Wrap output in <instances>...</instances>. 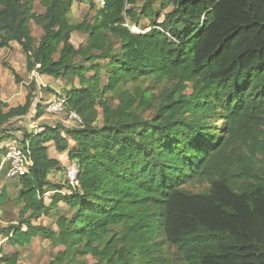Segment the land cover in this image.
<instances>
[{
  "label": "trees",
  "instance_id": "trees-1",
  "mask_svg": "<svg viewBox=\"0 0 264 264\" xmlns=\"http://www.w3.org/2000/svg\"><path fill=\"white\" fill-rule=\"evenodd\" d=\"M36 1L0 0V49L15 43L27 74L67 81L66 112L82 123L23 133L32 166L17 180L18 221L0 237L62 247L49 264H171L165 246L181 264H264V0H104L79 24L69 21L76 0H38L41 13ZM156 5L167 11L161 23ZM142 21L149 26L131 31ZM73 33L87 40L75 47ZM145 81L163 86L157 96L119 91ZM34 93L32 81L22 105L0 100L3 157L14 140L6 127L28 116ZM43 114L40 104L34 121ZM50 147L75 166L78 187L50 181L65 175ZM8 202L3 188L0 213ZM52 212L56 231L33 224Z\"/></svg>",
  "mask_w": 264,
  "mask_h": 264
},
{
  "label": "rangeland",
  "instance_id": "rangeland-1",
  "mask_svg": "<svg viewBox=\"0 0 264 264\" xmlns=\"http://www.w3.org/2000/svg\"><path fill=\"white\" fill-rule=\"evenodd\" d=\"M95 7L90 6L88 3L76 0L73 4V7L71 9V12L69 14V21L73 24H79L82 21H91L95 14ZM155 9L157 10V14L160 16V19L158 23H161V20L167 11H161L159 10L158 5L155 6ZM41 10V7L38 5L36 7L35 12L39 13ZM140 28H135L134 26L131 27V31L133 32H141V29H145L149 26L148 21H142ZM148 30H146L147 32ZM87 40V36L80 34V33H73L71 36V43L73 46L78 47L81 44H84L85 41ZM8 51L4 50L3 52L0 49V76L2 79H4L2 82L3 87L6 86L7 82L11 85L13 82V79L11 78V75L8 73L6 75L4 69L5 65H9L14 68L15 72L17 73L18 76L22 79V83L17 85V95L15 97L16 104H23L24 102V96L27 93L28 86L30 82L34 81L30 79V74L26 73L25 67H24V56L22 55L19 50L15 49L13 51V57L8 56L7 57ZM11 59L7 60V58ZM77 62V60H76ZM12 63V64H10ZM6 70V69H5ZM10 76V77H9ZM91 76V74H89ZM48 81L54 82L55 80L51 79L50 77H44ZM105 78V77H103ZM6 79V80H5ZM105 83V80H102V84ZM68 82L67 81H62L59 80L58 83H56V88L53 90L51 87L46 85V83H43V85H39L35 83V93H34V99H33V105L31 107V110L29 111V116L25 117L23 119H18V120H13L12 123L6 127L9 133L12 134L14 140L7 142L8 144L10 142H15L19 147L21 146V141L24 138L23 133L24 132H32L34 129L30 128L29 126L32 125H44V124H51V125H57L61 124L64 126V123H66V126H71V123L65 122V116L61 118H57L52 115H46L45 113L43 114V120L34 122V116L36 112V104H41L43 108V104L47 102L52 95L55 93H64L65 90L68 89L67 87ZM76 84V82L74 83ZM156 85L152 84L151 81H145L143 83H129L124 87L120 88V92L122 91H127L129 93H132L133 90L138 87L140 90H143L145 88L151 89L149 92L152 93L154 96H157L159 91L162 89L163 86H157L155 89H153ZM14 96V95H13ZM107 98L109 99V102L111 103L112 106H116L118 104V94H108ZM152 111H148L143 114L144 118H149L151 117ZM26 122V124L24 123ZM63 122V123H61ZM218 123H221L220 120H218ZM76 128V127H75ZM7 146V145H6ZM2 149L5 150L6 152V147L4 145L1 147ZM59 162L60 164H65L63 166V169L66 171V168L69 167V163L66 159V156H60L59 157ZM50 181L54 183H65L66 181V176L64 175V171L61 172V174L52 176L50 177ZM17 180L15 181H9L5 178V174L0 175V190L5 188L8 197H9V202L3 207L4 211L0 213V226L2 227H7L9 225H15L16 222L18 221V210L19 206H15L13 204V201L16 198L17 192H18V187H17ZM186 189L192 192H198L201 190V187H199L196 184L188 185L185 186ZM50 197L51 194L47 193L44 196L46 204H49L50 202ZM60 210H64L65 207L64 205L60 204L59 205ZM57 219V214L52 212L51 215L49 216H43L39 220H37L35 223H33L35 226H41L44 228H49L52 229L53 231H56V226L55 222ZM108 238V237H107ZM64 249L62 247H53L51 243L42 238V237H36L32 240V242L25 246L24 248H17V247H11L6 239H3L0 237V255H7L9 257L16 255L17 257V263L16 264H49L53 259L54 255H56L58 252H62ZM165 258L171 262V264H181L178 263L177 261V256L175 254L174 248H168L165 246ZM77 264H96V260H94L91 256H85L83 258L78 257L76 259ZM76 264V263H74Z\"/></svg>",
  "mask_w": 264,
  "mask_h": 264
},
{
  "label": "built area",
  "instance_id": "built-area-1",
  "mask_svg": "<svg viewBox=\"0 0 264 264\" xmlns=\"http://www.w3.org/2000/svg\"><path fill=\"white\" fill-rule=\"evenodd\" d=\"M92 4L98 9L105 6L104 0H83ZM43 112L46 115H52L58 118L65 116V122L73 124L74 127L81 125L82 120L75 112H66V98L58 92L43 104ZM6 152L2 159V168L7 167L5 178L9 181L19 180L27 175L32 166L27 147H19L17 143H6ZM1 169V168H0ZM66 180L73 188L78 187L77 170L74 165H69L65 171Z\"/></svg>",
  "mask_w": 264,
  "mask_h": 264
},
{
  "label": "crops",
  "instance_id": "crops-1",
  "mask_svg": "<svg viewBox=\"0 0 264 264\" xmlns=\"http://www.w3.org/2000/svg\"><path fill=\"white\" fill-rule=\"evenodd\" d=\"M36 7H38V0L35 2V4H34V12H35V9H36ZM42 12V8H41V10H40V12L39 13H41ZM30 29H31V33H32V37H33V39H34V41H35V43L39 40V38L41 37V35H42V31L40 30V28L39 27H37V26H35L33 23L32 24H30ZM15 49H17V50H19L21 53H22V51H21V49H20V47L17 45V44H15V43H10L9 44V46L7 47V48H4V49H1V51L3 52L4 50H6V51H8V53H7V57L8 56H12L13 57V51L15 50ZM23 55V54H22ZM24 56V55H23ZM6 57V58H7ZM24 67H25V56H24ZM7 60H10V62H11V59L10 58H7ZM10 64H12V63H10ZM4 71H5V73H6V75H8V73H9V71L6 69H4ZM10 74V73H9ZM10 77V76H9ZM44 77H46V76H39V75H37L36 73H32V74H30V79H32V80H34V82L36 83V85L37 84H39V85H43V83H46V85H48L49 87H51L53 90H55V88H56V83H58V80H55L54 82H50V81H48V80H46ZM11 78H12V76H11ZM13 79V78H12ZM4 79H2V77L0 76V100L2 101V102H5V103H7L10 107H16V106H18V105H22V104H16L15 102H16V100H15V97H16V95H17V93H16V91H17V84H15L14 83V81L12 82V84L10 85L8 82H7V84H6V86L5 87H3V81ZM6 80V79H5ZM14 95V96H13ZM26 95H27V93L25 94V96H24V101H25V97H26ZM24 103V102H23ZM33 105V104H32ZM38 105H40V103L39 104H36L35 105V107H37ZM31 110V109H30ZM29 116V115H28ZM27 116V117H28ZM35 117V116H34ZM58 118V117H57ZM23 119V118H22ZM59 119V118H58ZM41 120H43V117H41L40 119H38L37 121H41ZM24 121H26L25 120V118H24ZM37 121H34L33 123H35V122H37ZM25 124H26V122H24ZM61 123H63V122H61ZM70 124V123H69ZM27 125V124H26ZM44 125H46V126H54V125H51V124H44ZM44 125H39V126H37V125H32L31 124V126H29L30 128H32V129H34V131H32V132H30V133H38V132H40L41 131V126H44ZM63 127H65V128H67V129H73V128H75L74 126H73V124H71V126H66V123H64V126ZM27 133H29V132H27ZM4 145V147L6 146V143H4L3 144ZM2 145V146H3ZM1 146V147H2ZM49 155H50V157H52V158H54V159H57V160H59L60 158V156H63L64 154H58V153H56L55 151H54V149L52 148V147H50L49 148ZM2 159H3V156L0 154V168L2 169ZM67 159V158H66ZM65 164H62L61 163V166L63 167ZM0 169V170H1ZM56 175H59V173H57V174H52L50 177H52V176H56Z\"/></svg>",
  "mask_w": 264,
  "mask_h": 264
}]
</instances>
